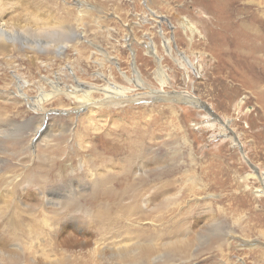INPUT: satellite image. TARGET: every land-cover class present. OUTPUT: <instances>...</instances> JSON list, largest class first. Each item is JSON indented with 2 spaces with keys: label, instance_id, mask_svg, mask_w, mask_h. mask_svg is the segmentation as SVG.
Segmentation results:
<instances>
[{
  "label": "rangeland",
  "instance_id": "rangeland-1",
  "mask_svg": "<svg viewBox=\"0 0 264 264\" xmlns=\"http://www.w3.org/2000/svg\"><path fill=\"white\" fill-rule=\"evenodd\" d=\"M40 1L38 7L36 1H23L27 8L22 16L26 13L27 17L30 12L36 16L44 14L47 18H57L64 17L60 10H68L72 14L69 21L73 20L66 23L72 32L80 33L77 49L83 53L84 60L75 61L77 52L70 48L75 43L72 41L74 37H63L64 44L69 46L63 51L66 60L52 62L46 67L51 55L44 46L47 40H43V49L35 46L40 54L35 63L39 69L32 68V79L56 82L60 68L72 66L81 76L82 83L91 90L103 89L110 83L121 88L127 93L124 96L133 101L131 104L118 101L117 105L103 107L102 114L97 113L95 119L92 114L87 115V107L77 109L79 104L74 101L68 107L66 100L60 106L55 102L54 106L43 111L32 107L38 91L33 82L29 83L22 98L24 102L20 104V115L13 118V112L9 113L7 118H12L13 122L0 131V176H9L10 180L28 177L26 182L32 181L37 174L30 169L37 167V161L45 159L42 155L51 144L55 145V138L49 136L44 137L45 141L38 142L41 137L35 141L37 134L32 125L25 127L21 124L22 128L17 130L24 119L42 117L44 124H51L53 129L55 123L63 120L72 135L78 129L79 118L83 119V126H93L92 134L97 133L101 141H92L90 136L86 144H80L72 136H67L56 154L59 171L73 161L71 170L78 174L76 178L81 182L88 181L95 171L84 162L94 153H86L83 158L80 146H95L100 142V149L103 136L121 139L133 135L129 130L138 125L133 130L138 135L134 133L133 137L139 138L143 132L149 135L144 139L143 147L152 150L150 157L154 169L157 172L170 171L171 174L161 176L156 187L139 194L143 201L139 198L140 202L136 203L143 209L147 198L169 180L167 190L170 191L164 197L173 204L165 219L155 223L156 229L151 222L138 224L140 228L154 229L150 233L151 241L155 243L150 262L130 263L108 257L123 247L117 243L119 238L116 235L113 236L116 243L109 245L104 242L103 234L86 236L70 226L67 232L52 237L53 232H58V225L53 224L40 234L41 239H19L20 244L0 245L2 264L9 256L18 257L21 264H63V259L71 260L67 261L68 264H264V185L260 181L264 176V0H250V8L235 5L237 13L246 15L250 32L240 28L237 18L225 17V12L231 15L228 0ZM222 15L224 17H220ZM184 23H188L193 32L186 30L188 27ZM167 40L170 43L165 47ZM21 47L17 48L11 62L0 59V91L12 90V98L20 97L24 82L30 80L28 67L18 61L20 54L30 57L32 53ZM99 52L110 54L112 64L104 63L101 68L93 63L95 59L99 60L96 57L100 56ZM87 57H90L89 61ZM182 57L188 62L186 70L178 63ZM16 66L18 71L15 73L11 68ZM160 69L165 77L164 85L159 82ZM102 74L107 82L100 78ZM123 76L131 79V83ZM12 79L17 87L13 84L7 86ZM140 82L143 86H139ZM149 91L153 96H147ZM93 93V103L99 104L108 96L102 92ZM164 95L193 97L198 106L162 100ZM107 115L111 118L107 119ZM2 117L5 116H0V121ZM45 125L38 130L39 135L44 132ZM114 125L118 126L117 130L111 129ZM53 129L45 135L55 136ZM28 138L32 144L30 151L27 149ZM43 167L48 169L46 165ZM21 184H25L24 188L12 200L21 210L26 208L25 205H34L47 214L55 209L42 200L40 190L28 187L23 181ZM146 187L150 186L147 184ZM26 194L33 195L37 201L41 197V202L36 203L34 198V203L24 202L22 196ZM63 197L64 193L59 192L50 196L52 201H63ZM159 205L151 207V217L160 215ZM175 223L179 229L174 228ZM128 225L127 220L123 221V228ZM166 229L170 232L167 237L163 233ZM186 241L190 247L184 254L185 247L176 248L175 244H185Z\"/></svg>",
  "mask_w": 264,
  "mask_h": 264
},
{
  "label": "bare ground",
  "instance_id": "bare-ground-1",
  "mask_svg": "<svg viewBox=\"0 0 264 264\" xmlns=\"http://www.w3.org/2000/svg\"><path fill=\"white\" fill-rule=\"evenodd\" d=\"M23 1L26 2V0H0V59L6 60V62L8 60V63L9 61L11 62L13 59H15L14 55L17 52V48L19 46H23L21 48H24L25 50H28L32 53L30 57L25 56V54H20V61H18V63H24L29 69L27 70V72L29 74L28 76L30 80L28 82H24V87L21 89L22 97L15 96L14 98H12V90L10 89H7V92L0 91V116H5L4 119L2 117L3 120L0 121V131L13 122H11L12 118H10L9 120L7 118V115H9V113L13 112L12 117L20 115V107H22L20 104L24 102V99H22L23 95H25V90L27 89L28 84L32 82L37 86L36 88L38 91L36 100L35 98L33 100L36 102H32V107H35L39 110L41 109L43 111L46 107L56 103H58L60 106L61 102L64 100L68 102L67 107L69 105H72V101H74L75 103L79 104V106H77V109L87 107V115L92 114L93 119H95L97 117V113L102 114L101 110L103 109V107L117 105L118 101H123L122 103L126 104L132 103L133 100L124 96L127 93H124L121 88L110 85V83L103 89L94 88L95 90H91V88L88 87L87 84L82 83L83 80H81V76L78 75V72L75 71L72 66L69 67V69L67 67L60 68V73L58 71L59 76H57L59 78H57L56 82L47 79H32V68L39 69V67L35 65L36 61H38L37 59H39V51L35 50V46L42 47L43 40H47L46 42H44V46L47 47L51 55L50 59H48L49 63L47 65L45 64L46 67H50V64L52 62H61L63 60H66L63 51L66 50L69 46H67L66 43L64 44L65 40L63 41V37H67V39L69 38V36L72 38L74 37L72 41H74L75 43L73 42L74 44L70 46V48H73L75 52H77L75 61L78 62V60H84V58L82 56L83 53L78 51L77 49L80 33L72 32V29L70 28L68 23H66L67 21L69 23H72L73 20L72 19L71 21H69V19L72 17V14H70L68 10H60L61 14L64 15V17H57L60 19L55 18V16H49L50 18H47V15L45 16L44 14L42 16H36V14L30 12L28 13V16L25 17L27 14L24 13V15L22 16V13L26 10L27 6L23 3ZM30 1H36L34 3H36L37 7L42 3V1L40 0ZM228 1L231 6V8H229V13H231V15H227V13L225 12V17L233 20L237 18L238 25L242 26L240 28L247 29L250 32V23L245 21L246 15L242 12L237 13L234 9L235 5L239 4H241V7L250 8V0ZM53 4L58 8L55 1H53ZM13 12H16V14L14 15ZM220 17H224V15ZM183 25H185V27H188L186 30H190L191 32H193L192 27L188 26V23H184ZM49 42L51 44H49ZM24 43H26L27 45H24ZM169 43V40L165 41L164 46L168 47ZM111 46L112 48L114 47L113 45ZM93 47L94 45L92 44L91 48L94 49ZM99 54L100 56H96L97 58H99V60L95 59L93 63L97 64L101 68L105 66L104 63L112 64L111 61L113 60V57H111L110 54L102 52H99ZM89 59L90 57L86 58V60L88 61ZM179 60L180 61H178V63H180V67L186 70V64L188 66V62L186 61L187 59L185 60L182 57ZM83 63H85V61ZM40 64H44V62H40ZM9 66H12L11 63L9 64ZM191 67L192 66L189 65V68ZM66 68L69 70V73L68 71H66ZM11 70L15 71L16 73L18 71V66L12 67ZM111 71L114 72L113 69H111ZM160 71L162 70L160 69L158 72V78L160 77L159 82H161V85H164L165 77L163 72ZM102 77L106 81L104 74L100 76V78ZM123 77L128 82H130L131 79L129 80L126 76ZM66 82L70 85H67ZM138 82L139 81L137 80V83ZM11 84L14 85L13 79L10 80L7 86ZM141 85L142 83L140 82L139 86ZM7 86L6 88H8ZM47 88H49L51 91H49ZM94 91L102 92L103 94H105V96H108L106 97V99L99 102V104L93 103V101L91 102V100L95 95L93 93ZM152 93V91L147 92V96H153ZM165 96L166 95L161 96L162 100H169L177 103L181 102L185 105L191 104L193 105V107L198 106V102L193 97H184V95L173 97ZM25 103L28 104L27 102ZM14 110H16V112H14ZM32 110L34 109L32 108ZM41 114L43 113L41 112ZM108 118L111 117L107 115V119ZM114 118L116 117H113V119ZM24 120L18 124L17 130L21 129L22 125L25 127L27 125H32L34 127V133L37 134V138H35V141H37L40 137L41 138L40 140H38V142L43 140L45 141L46 138L44 139V137L49 136V138H55V145L53 146V144H51L48 149H46L45 154L42 155V157H44L45 159H42V162L37 161L35 163V166L37 167L34 169H30V171L37 174V177L33 178L32 181L28 180L30 183L26 182V179L28 177H23L22 179L17 178V181V179L15 178L10 180L9 176H0V245L8 243L15 244V242L20 244L19 239H41L40 234L45 229H48L50 227L52 228L53 224H57L58 229H56V231L58 232H53V235L50 234L52 235V237H57L62 235L64 232H67L68 230H70V226H74L75 230L77 229L78 231L83 232V234L86 236L88 234L91 236L92 233L103 234L102 237H104V242H107V244L109 245L116 243L115 241H113V236L116 235L119 238L118 240L116 239L118 241L117 243L122 244L123 247L122 249H119V251L117 250V252L110 253L108 257L114 260H122L130 263L150 262L153 257L155 248V243L153 244V242L151 241L150 233L154 231L153 228L156 229L155 225L157 224L155 223L163 221L165 217L171 212L170 206L173 204V202L168 197H164L170 191L167 190L168 185H170V181L166 180L164 181V183H162L161 187L158 186L157 190L154 191V193H156L157 191L160 192H157V194L153 193L150 197L147 198L143 209L136 203L143 201L142 198H140L141 196L139 194L143 192L147 193L148 189L152 190V188L156 187L157 181L162 180L161 176L165 174H171L170 171L165 170L157 172V170L154 169V161L150 157V152H152V150L143 147L144 139H146V137H149V135H145V132H143L140 136H138L139 138H134V133L138 135V132L133 130H135V128H138V125L134 126L133 124H131L134 127L132 129L130 128L129 131H132L133 135H125L121 139L105 135L103 136L104 138L102 137L104 140L100 149V142H97L95 146H91L89 144L83 147L80 146V149H82L81 152L83 153V158L86 153H94V156L89 157V159H85L84 162H88L89 164L87 165L89 167H92L95 171V173H93L92 175L90 174L91 177L88 179V181L81 182L79 178H76L78 174L74 173V170H71V168L73 167V161H71L72 163L70 162V165L68 166H62L61 171H59L60 162H58L56 154L60 150V144L64 143L67 136H72L75 141L78 143L80 142V144H86L87 138H91L90 136H92V141H101V138H99L100 136H97V133L92 134L91 129H93V126H83V119L79 118L78 129L74 133V135H72L70 130L68 129V125L64 123L63 120L55 123L54 129L50 127L51 124L48 126L45 125L42 117H37V119L33 118V120L29 121ZM144 122H146V120H144ZM42 125H45L46 127L44 129V132L41 131L43 133L39 135L37 132L42 127ZM101 126L103 127V124H99V127ZM114 126L115 127L111 129L117 130L118 126ZM110 127L111 126H109V128ZM52 129L53 132L57 135H45L50 134L52 132ZM33 136L34 134L32 135V137ZM111 138L114 139L113 142L110 141ZM18 142L16 143V145L19 144ZM127 143L129 145H127ZM31 146L32 144L30 142V138H28L27 149L29 151L32 148ZM37 146L38 145L34 147ZM118 160H120L119 163ZM44 165L48 166V169L44 168ZM21 181L27 183L28 187L30 188H37L38 190H40V193L42 194V200L45 199L49 204L55 206V209L47 214L46 211L34 205H25L26 208L22 210L20 209V207H17V203L12 202V200L13 198L17 197V194L19 195L20 191H22L21 189L25 186V184H21ZM260 181H262L264 185V176L261 177ZM147 184L148 186H150L149 188L146 187ZM20 185L21 188L19 189ZM57 192L64 193L63 198L65 199L63 201H52L50 196L52 197V195H56ZM22 197L25 199L23 200L24 202H32L35 200L36 203L41 202V197L37 201V199L34 198L31 194H26ZM139 198L141 199L140 201L138 200ZM126 200H129L130 202L127 204L125 203ZM158 204H160L158 209L160 210V215L151 217V207ZM125 219L129 222V225L123 228L122 225L123 221H126ZM144 222H151L153 228H140L138 224ZM178 227L179 225L176 224L174 228L179 229ZM163 233L166 237L170 235V232L167 229ZM108 240L110 241L108 242ZM189 244L190 243L186 241L185 244H175V247L177 248L183 245L185 247L184 254H186V252H188L187 249L190 247ZM129 245H131V247H129ZM121 246H119L118 248H120ZM2 255L3 254L0 250V258L2 257ZM67 261L63 259L61 262L63 264H68ZM0 264H2L1 260ZM4 264H21V262L20 259L16 256H9L4 260Z\"/></svg>",
  "mask_w": 264,
  "mask_h": 264
},
{
  "label": "water",
  "instance_id": "water-1",
  "mask_svg": "<svg viewBox=\"0 0 264 264\" xmlns=\"http://www.w3.org/2000/svg\"><path fill=\"white\" fill-rule=\"evenodd\" d=\"M203 109L205 110V107H203ZM206 110H208V109H206ZM250 166V165H249Z\"/></svg>",
  "mask_w": 264,
  "mask_h": 264
}]
</instances>
